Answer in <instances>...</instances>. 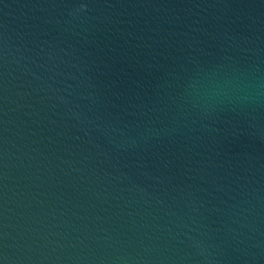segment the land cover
Segmentation results:
<instances>
[{"label":"water","instance_id":"95a60500","mask_svg":"<svg viewBox=\"0 0 264 264\" xmlns=\"http://www.w3.org/2000/svg\"><path fill=\"white\" fill-rule=\"evenodd\" d=\"M0 264H264V0H0Z\"/></svg>","mask_w":264,"mask_h":264}]
</instances>
